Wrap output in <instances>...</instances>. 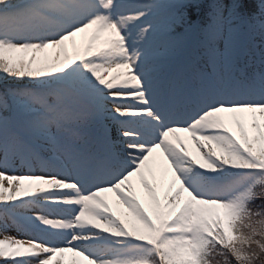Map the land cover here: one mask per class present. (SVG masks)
Segmentation results:
<instances>
[{
	"label": "snow or ice",
	"instance_id": "obj_1",
	"mask_svg": "<svg viewBox=\"0 0 264 264\" xmlns=\"http://www.w3.org/2000/svg\"><path fill=\"white\" fill-rule=\"evenodd\" d=\"M0 228V264H264V0H0Z\"/></svg>",
	"mask_w": 264,
	"mask_h": 264
},
{
	"label": "rangeland",
	"instance_id": "obj_2",
	"mask_svg": "<svg viewBox=\"0 0 264 264\" xmlns=\"http://www.w3.org/2000/svg\"><path fill=\"white\" fill-rule=\"evenodd\" d=\"M22 171H27V169H22ZM22 235L21 233H19L15 228H9L7 230L0 228V238H3V236H12V237H16V236H20ZM72 259V257L70 256V254L66 257V260L68 262H70Z\"/></svg>",
	"mask_w": 264,
	"mask_h": 264
}]
</instances>
